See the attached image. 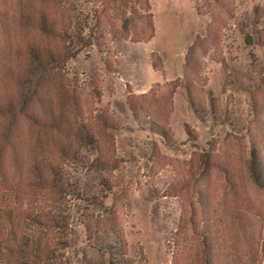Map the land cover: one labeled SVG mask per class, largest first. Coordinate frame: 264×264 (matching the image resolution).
<instances>
[{
    "label": "rangeland",
    "instance_id": "rangeland-1",
    "mask_svg": "<svg viewBox=\"0 0 264 264\" xmlns=\"http://www.w3.org/2000/svg\"><path fill=\"white\" fill-rule=\"evenodd\" d=\"M58 3L0 0L6 14L0 15V140L12 125L6 108L17 100L26 46L60 48L57 39L20 24L19 13L29 4L33 24L34 13L51 14ZM149 3L150 39L120 43V55L106 53L108 66L105 56L90 52L87 62L70 64L62 79L43 84L46 97L60 93V84L76 90L74 100L54 98L68 118L90 111L85 124L96 149L83 152L84 162L71 172L86 189L109 191L106 202L118 209L134 264H208L206 235L210 264H264V191L246 170L251 145L264 167V0ZM140 20L135 15L138 33ZM74 69H86L87 78L74 76ZM41 106L42 99L30 103L34 116L41 117ZM35 129L19 117L13 154L24 159L29 148H43L36 143L46 135ZM9 154L0 168V193L12 185L28 196L27 166L13 168ZM89 157L100 160L101 171L87 172Z\"/></svg>",
    "mask_w": 264,
    "mask_h": 264
},
{
    "label": "trees",
    "instance_id": "trees-1",
    "mask_svg": "<svg viewBox=\"0 0 264 264\" xmlns=\"http://www.w3.org/2000/svg\"><path fill=\"white\" fill-rule=\"evenodd\" d=\"M58 4L57 11L51 14L37 18L32 13L33 24L29 4L24 13H19L20 24H27L46 38L57 39L60 48L40 43L26 46L25 66L15 80L19 90L17 100L6 108L12 125L7 126V133L0 140V168L3 170V156L7 152L13 168L25 163L28 176L25 186L29 193L24 196L13 191L12 185L5 187L9 192L0 193V264H134L128 257L118 209L106 202L109 191L88 190L71 172L73 165L84 162L83 152L88 155L96 149L93 132L85 124L90 111L78 109L73 119L71 115L68 118L62 103L58 109L53 102L64 95L74 100L76 90L60 84V93L46 97L42 88L54 76L62 79L70 64L87 62L90 52L105 56L104 65L108 66L106 53L120 55V43L150 39L154 35L150 3L149 0H59ZM135 15L144 24L140 33L132 30ZM246 40L249 42V35ZM87 73L86 69L73 71L80 79H86ZM41 99V117L34 116L30 103L36 100L40 104ZM19 117L46 135L42 143L36 140V145L43 148L39 151L29 148L24 159L19 153L13 154L16 143L11 141ZM86 162L87 172L101 171L100 160L89 157ZM246 170L251 183L264 191V167L255 145L249 147ZM67 198H71V203L67 204ZM76 230L81 233L80 240L72 238ZM206 236L203 249L205 262L210 264L208 248L212 243Z\"/></svg>",
    "mask_w": 264,
    "mask_h": 264
}]
</instances>
